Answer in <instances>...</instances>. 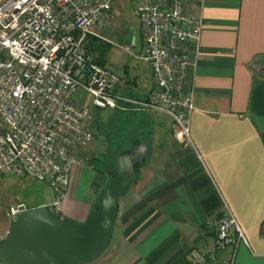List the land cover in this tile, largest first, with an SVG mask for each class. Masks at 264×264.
<instances>
[{
  "label": "crops",
  "instance_id": "0c3cea01",
  "mask_svg": "<svg viewBox=\"0 0 264 264\" xmlns=\"http://www.w3.org/2000/svg\"><path fill=\"white\" fill-rule=\"evenodd\" d=\"M133 2L113 0L90 50L97 62L119 73L115 93L144 99L152 80L140 57ZM191 9L203 18L184 77V89L193 92L192 145L174 139L165 114L110 109L132 112L138 125L131 144L116 155L149 145L134 176L125 180L111 240L96 264H223L231 256L234 264H264V0H203ZM76 98L90 108L82 90ZM98 126L94 120L97 133ZM97 133L87 148L92 166L72 168L55 207L62 218L85 220L113 171L116 155L109 162ZM84 170H94L101 186L72 189V177ZM227 211L246 242L214 250L219 219Z\"/></svg>",
  "mask_w": 264,
  "mask_h": 264
},
{
  "label": "built area",
  "instance_id": "2783aa9c",
  "mask_svg": "<svg viewBox=\"0 0 264 264\" xmlns=\"http://www.w3.org/2000/svg\"><path fill=\"white\" fill-rule=\"evenodd\" d=\"M202 3L134 0L140 57L152 80L147 96L135 99L114 92L119 73L97 62L89 48L113 0H0V180L31 176L54 189L58 205L72 168L92 158L87 148L94 116L77 100L78 90L99 109L165 114L174 139L192 145L193 92L184 89V77L203 28L202 16L191 7ZM240 241L246 242L237 222L223 214L214 250L236 248ZM233 258L223 264H234Z\"/></svg>",
  "mask_w": 264,
  "mask_h": 264
},
{
  "label": "water",
  "instance_id": "95a60500",
  "mask_svg": "<svg viewBox=\"0 0 264 264\" xmlns=\"http://www.w3.org/2000/svg\"><path fill=\"white\" fill-rule=\"evenodd\" d=\"M148 145L116 157L97 206L83 221L60 217L54 204L26 208L16 197L9 229L0 239V263L91 264L109 245L125 180L134 176Z\"/></svg>",
  "mask_w": 264,
  "mask_h": 264
},
{
  "label": "rangeland",
  "instance_id": "374dc122",
  "mask_svg": "<svg viewBox=\"0 0 264 264\" xmlns=\"http://www.w3.org/2000/svg\"><path fill=\"white\" fill-rule=\"evenodd\" d=\"M88 102H90V100H88ZM87 105H89V103ZM90 108L92 110L94 120H96V123L99 124L98 133L96 127H94V139L95 133L101 136V139L103 138L107 158L109 162H112L113 157L117 153L131 144V140L133 138L132 133L133 131H137L138 125L135 124L136 121H132V112L114 114V111H111L110 109H99L93 107L91 104ZM119 155L121 154L116 155L115 159ZM92 163L93 162L89 163L87 167H91ZM94 175V170L82 171L81 175L72 177L71 188L80 189L84 186L89 187L92 182H95V184H98V187H100L101 185L99 184V180H97V178L95 179ZM108 180L109 177L107 178V182ZM99 194L96 197L94 208L98 204ZM16 197L19 198L27 208L54 204L52 202L56 200L54 189L51 186L38 181L31 176L4 177L0 180V239L5 237L9 229L10 219L13 216L11 214V209ZM223 214H221L220 219ZM97 260L99 259L91 262V264H96Z\"/></svg>",
  "mask_w": 264,
  "mask_h": 264
},
{
  "label": "trees",
  "instance_id": "16d2710c",
  "mask_svg": "<svg viewBox=\"0 0 264 264\" xmlns=\"http://www.w3.org/2000/svg\"><path fill=\"white\" fill-rule=\"evenodd\" d=\"M93 38H94L93 36L90 37V40H89V48H90L91 40H92ZM112 170H113V168H112ZM112 170H111V171H112ZM126 181H128V180H126ZM126 181H125V183H126Z\"/></svg>",
  "mask_w": 264,
  "mask_h": 264
},
{
  "label": "flooded vegetation",
  "instance_id": "af4514ba",
  "mask_svg": "<svg viewBox=\"0 0 264 264\" xmlns=\"http://www.w3.org/2000/svg\"><path fill=\"white\" fill-rule=\"evenodd\" d=\"M110 175V174H109ZM23 203V202H22ZM24 204V203H23ZM25 205V204H24ZM25 207H26V205H25ZM27 208V207H26Z\"/></svg>",
  "mask_w": 264,
  "mask_h": 264
}]
</instances>
